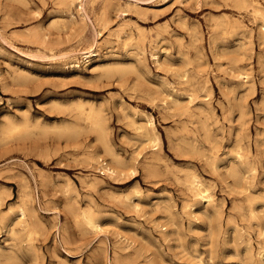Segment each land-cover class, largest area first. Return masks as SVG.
<instances>
[{
	"label": "rangeland",
	"instance_id": "obj_1",
	"mask_svg": "<svg viewBox=\"0 0 264 264\" xmlns=\"http://www.w3.org/2000/svg\"><path fill=\"white\" fill-rule=\"evenodd\" d=\"M238 1L0 0V129L30 127L0 144V264H264V0Z\"/></svg>",
	"mask_w": 264,
	"mask_h": 264
},
{
	"label": "bare ground",
	"instance_id": "obj_2",
	"mask_svg": "<svg viewBox=\"0 0 264 264\" xmlns=\"http://www.w3.org/2000/svg\"><path fill=\"white\" fill-rule=\"evenodd\" d=\"M62 1V0H61ZM68 4H69V6L72 8L73 6H75V3L77 2V4L78 5H80L79 6V10H78V12H79V15H80V17H81V19L83 20V21H87V19H89L90 18V16H89V10H90V7L92 6V4H93V0H65ZM119 1V0H118ZM137 1V0H136ZM238 1V0H237ZM63 2H64V0H63ZM79 2V3H78ZM105 2V1H104ZM133 2H134V0H133ZM132 2V3H133ZM236 2V1H235ZM238 2H240V1H238ZM134 3H137V2H134ZM241 3V2H240ZM248 3V2H247ZM131 4V3H130ZM237 4V3H236ZM250 4V3H249ZM256 4V3H255ZM110 5V4H109ZM120 5V4H119ZM126 5V4H125ZM239 5V4H238ZM242 5V4H241ZM246 5V4H245ZM248 5V4H247ZM253 5H254V3H253ZM127 6H128V4H127ZM131 6V5H130ZM129 6V7H130ZM134 5L132 4V7H133ZM249 6H251V5H249ZM257 6V5H256ZM105 7V6H104ZM116 7H117V5H116ZM136 7V6H135ZM137 7H139V6H137ZM142 7V6H141ZM246 7V6H245ZM254 8H255V6H253ZM253 8V9H254ZM149 9V8H148ZM256 9V8H255ZM261 10V9H260ZM102 11H103V9H102ZM258 11V10H257ZM105 11H103V13H104ZM260 13V12H259ZM103 16V15H102ZM227 16V15H226ZM70 17H71V19H73V16L72 15H70ZM104 17V16H103ZM103 17H102V19H103ZM105 17H106V15H105ZM263 18H264V14H263ZM235 19V18H234ZM68 20V19H67ZM220 20V19H219ZM101 21V20H100ZM106 23L105 24H108L110 21H108V23H107V21L106 20H104ZM213 21V20H212ZM235 21H236V19H235ZM129 22V21H128ZM220 22V21H219ZM224 24V23H223ZM210 26V25H209ZM262 27H264V23H263V26ZM223 28H224V26H223ZM219 29V28H218ZM239 29V28H238ZM77 32V31H76ZM116 33V32H115ZM198 34V33H197ZM263 34H264V31H263ZM244 35V34H243ZM130 36V35H129ZM129 36H127V38L129 37ZM197 36V35H196ZM251 36V35H250ZM22 37V36H21ZM38 37V36H37ZM36 37V38H37ZM72 37H73V35H72ZM130 37H132V36H130ZM263 37H264V35H263ZM129 39V38H128ZM144 39V38H143ZM263 40V39H262ZM128 41V40H127ZM242 41H244V40H242ZM26 42H27V40H26ZM124 42V41H123ZM45 43V42H44ZM249 43H250V41H249ZM263 43H264V41H263ZM95 44V43H94ZM94 47V46H93ZM52 48V47H51ZM99 50H94V49H89V50H87V51H84V52H82L81 54L82 55H84V57H83V59H85V61H83L84 63H86V64H89L92 60H94L95 58H97L98 56H99V52H98ZM80 52V51H79ZM133 53V52H132ZM237 53H238V51H237ZM240 53V52H239ZM241 54V53H240ZM261 54V53H260ZM262 55V54H261ZM45 57V56H44ZM258 58H259V56H258ZM261 58V57H260ZM78 61H79V59H78ZM159 62V61H158ZM157 62V63H158ZM74 63H76V61L74 62ZM236 63V62H235ZM200 64V63H199ZM237 64H238V61H237ZM75 66V65H74ZM133 66V65H132ZM110 67V66H109ZM124 67V66H123ZM135 67V66H134ZM133 67V68H134ZM100 68V67H99ZM110 68H112V67H110ZM92 69V68H91ZM124 69V68H123ZM135 69V68H134ZM108 70H111V69H108ZM125 70V69H124ZM112 71V70H111ZM134 71V70H133ZM132 71V72H133ZM103 72V71H102ZM135 72H136V70H135ZM188 73V72H187ZM244 73V72H243ZM109 74V73H108ZM120 74H122V73H120ZM137 74V73H136ZM181 74H183V73H181ZM110 75H111V73H110ZM137 75H139V74H137ZM179 75H180V73H179ZM189 75V74H188ZM239 75H240V72H239ZM243 75V74H242ZM204 77V76H203ZM238 77V76H237ZM139 78H140V75H139ZM192 78H193V76H192ZM141 79H142V77H141ZM190 79V78H189ZM93 80V79H92ZM144 80V79H143ZM187 80V79H186ZM180 81V80H179ZM185 81V80H184ZM189 80H187V81H185L186 83L188 82ZM161 82V81H160ZM191 81H189V83H190ZM148 83V82H147ZM185 83V84H186ZM193 83V82H192ZM192 83H191V85H192ZM166 84V83H165ZM157 85V84H156ZM183 85V84H182ZM185 86V85H184ZM167 88V87H166ZM184 88V87H183ZM195 88V87H194ZM155 89H159V86H158V88L156 87ZM176 89V88H175ZM167 90V89H166ZM187 91V90H186ZM244 91V90H243ZM188 92H190V91H188ZM197 92V91H196ZM246 93H247V90H246ZM194 94V93H193ZM243 94V93H242ZM165 95V94H164ZM195 95H197V93H195ZM239 95V94H238ZM264 95V94H263ZM242 96V95H241ZM159 97V96H158ZM196 97V96H195ZM161 98V97H160ZM196 99V98H195ZM192 100H193V96H192ZM235 100V99H234ZM88 101V100H87ZM160 101V100H159ZM162 102V101H161ZM179 102V101H178ZM238 102V101H237ZM263 102V101H262ZM83 103V102H82ZM164 103V102H163ZM171 103H172V100H171ZM162 104V103H161ZM160 104V105H161ZM174 104V103H173ZM242 104H244V103H242ZM81 105V104H80ZM163 105V104H162ZM62 106V105H61ZM69 106V105H68ZM177 106V105H176ZM175 106V107H176ZM100 107V106H99ZM166 107V106H165ZM181 107V106H180ZM236 107V106H235ZM101 108V107H100ZM198 108V107H197ZM203 108V107H202ZM242 108V107H241ZM80 109V108H79ZM82 109V108H81ZM81 109H80V111H81ZM85 109V108H84ZM92 109H93V106H92ZM166 109V108H165ZM168 109V108H167ZM199 109V108H198ZM91 110V109H90ZM191 110V109H190ZM202 110V109H201ZM246 110V109H245ZM70 111V110H69ZM72 111H77V110H72ZM71 111V112H72ZM88 111V110H87ZM101 111V112H100ZM99 112L98 111H94V110H91L90 111V113H88L87 114V120L90 122V127H92V128H89V130L91 129H93L94 130V132H96L97 133V137H98V140L100 141V143H101V146H102V148H103V150H104V152L110 157L109 159H110V161H109V163L108 162H106V163H104L103 162V160L102 159H100V157L99 156H96V155H94V154H92V155H90L88 158H90V160H92L93 162H95V163H100V162H103V164L105 165V167H103L104 168V170L110 175V176H115V175H121L122 173H123V170L125 169V168H129L130 167V162H128V160L127 161H125V160H123L121 157H120V154L118 155L115 151H114V149H113V146H112V144L110 143V140H109V137H108V130H107V126H106V124L104 123V121H103V118H101V114H102V110H100ZM192 111V110H191ZM196 111V110H195ZM243 111L244 110H242V113H240V118L242 119V114H243V116H244V113H243ZM89 112V111H88ZM186 112H187V109H186ZM193 112V111H192ZM202 112H204V110L202 111ZM85 113V112H84ZM83 113V114H84ZM101 113V114H100ZM104 113V112H103ZM191 113V112H190ZM145 114V113H144ZM203 115L204 114H207L206 112L205 113H202ZM194 115H195V113H193V117H194ZM78 116L80 117V115L78 114ZM77 116V117H78ZM173 116V115H172ZM206 116V115H205ZM83 117V116H82ZM82 117H80V118H82ZM196 117H198L197 116V114H196ZM83 118H85V117H83ZM240 119V120H241ZM9 121V120H8ZM7 121V122H8ZM24 121H26V120H24ZM80 121V120H79ZM29 122V121H28ZM131 122H132V124H133V122L134 121H132V118H131ZM130 122V123H131ZM39 123V122H38ZM25 124V123H24ZM28 124H31V123H28ZM36 124H37V122H36ZM135 124V127H136V129L137 130H139L140 131V135L143 137V138H145V140H146V142H148V143H150L151 144V146H152V148H153V150H154V152H161V150H162V145H163V143H162V140H161V138H160V136H159V134L157 133V131L155 130V128H154V125H153V122H152V120H150V119H145V122L143 123V124H141V125H138L137 123H134ZM65 126V125H64ZM74 126V125H73ZM43 127V126H42ZM52 127V126H51ZM60 127V126H59ZM203 127V126H202ZM29 129H30V127H28ZM28 128L27 127H25V126H20V125H17V124H15V123H13V122H9L6 126H4V127H2L1 129H0V144H1V142L4 140V139H8V138H12V137H14L15 135H19V134H22V133H24V132H26L27 130H28ZM36 128V127H35ZM40 128V127H39ZM46 128V127H45ZM55 128H56V126H55ZM213 128V127H212ZM33 129V128H32ZM44 129V128H43ZM48 129H49V127H48ZM52 129V128H51ZM50 129V130H51ZM54 129V128H53ZM78 129V128H77ZM184 129V128H183ZM202 129V128H201ZM208 128H206V130H207ZM56 130H57V132H55V133H58V131H62V132H64V133H68V134H72V135H75V133H76V135H77V130H76V128H73V127H69V126H67L66 125V127H63L62 126V128H56ZM33 131V130H32ZM40 131V130H39ZM41 131H42V128H41ZM44 131H45V129H44ZM87 131V130H86ZM213 131V130H212ZM209 132H211L210 131V129H209ZM214 132V131H213ZM27 133V132H26ZM25 133V134H26ZM41 133V132H40ZM182 133V132H181ZM239 133V132H238ZM28 134H29V131H28ZM36 134H37V132H36ZM58 134H56V136H57ZM61 135V134H60ZM64 135V134H63ZM67 136H69V135H67ZM239 136V135H238ZM76 137V136H75ZM210 138V137H209ZM14 139V138H13ZM241 138H239V140H240ZM189 140V139H188ZM209 140V139H208ZM207 140V141H208ZM97 141V140H96ZM135 142H136V140H135ZM209 142V141H208ZM211 142H213L214 143V141L212 140ZM5 143V142H4ZM215 143H217V142H215ZM176 145V144H175ZM212 145V144H211ZM215 145V147H214V149H212V150H215V148H217V145L216 144H214ZM144 146H146V145H144ZM244 147V146H243ZM242 150H243V148H242ZM211 151V150H210ZM200 152V151H199ZM216 152V151H215ZM215 152H213V153H215ZM220 152V151H219ZM242 152V151H241ZM253 152V151H252ZM190 153V152H189ZM198 153V152H197ZM205 153V152H204ZM236 153V152H235ZM90 154V153H89ZM213 155H215V154H213ZM207 157V156H206ZM209 157V156H208ZM242 158V157H241ZM244 158V157H243ZM135 159V158H134ZM253 159V158H252ZM212 160V159H211ZM208 161V160H207ZM229 161V160H228ZM212 162L213 161H211V164H212ZM209 163V162H208ZM230 163H231V161H230ZM145 164V163H144ZM253 166V165H252ZM133 167V166H132ZM214 167V166H213ZM233 168H232V170H231V174L234 176V177H236L235 179H240V172H239V170H238V168H237V166H232ZM226 169H229V168H226ZM213 170H214V168H213ZM254 170V169H253ZM133 171H134V169H133ZM250 172V171H249ZM252 172V171H251ZM153 173H155V172H153ZM254 174V173H253ZM228 176H230V175H228ZM197 178V177H196ZM254 178V177H253ZM242 179V178H241ZM200 181H201V179H200ZM200 181H198L197 179H194V181L193 182H191L192 183V187L191 188H193L196 192H197V194L198 195H201V197H203V198H206V200H207V202H209L210 201V199H211V195H203L202 196V194H204L205 192H206V190H203L201 187H202V183L200 182ZM243 181V180H242ZM237 182V181H236ZM244 182V181H243ZM233 183V182H232ZM240 183H241V181H240ZM237 184H238V182H237ZM189 185V184H188ZM243 185V184H242ZM191 186V185H190ZM242 187V186H241ZM240 187V188H241ZM245 187V186H244ZM255 188V187H254ZM253 188V189H254ZM193 189H192V193H193ZM250 190V189H249ZM249 190H248V192H249ZM246 192H247V190H246ZM254 193V192H253ZM206 194V193H205ZM214 195V194H213ZM242 195V194H241ZM264 197V196H263ZM255 198H256V196H255ZM254 198V199H255ZM259 198V197H258ZM261 198V197H260ZM246 199V198H245ZM244 201V200H243ZM198 202V201H197ZM206 202V203H207ZM211 203H213L212 201H210ZM250 203H251V201H250ZM75 204V203H74ZM205 204V203H204ZM206 205V204H205ZM213 205V204H212ZM212 205H211V207H212ZM215 205V204H214ZM236 205V204H235ZM204 206V205H203ZM77 208V207H76ZM75 208V209H76ZM158 208V207H157ZM214 208V207H213ZM239 208H240V206H239ZM159 209V208H158ZM220 209V208H219ZM222 209V208H221ZM243 209V208H242ZM204 210V209H203ZM251 210H252V206H251ZM72 211V210H71ZM218 211V210H217ZM253 211V210H252ZM198 212V211H197ZM219 212V211H218ZM254 213V212H253ZM20 214H21V218L22 217H25V211L24 210H21V212H20ZM222 214V213H221ZM78 215V214H77ZM94 215V214H93ZM93 215H92V213H91V215L90 214H88V215H85L84 216V219H85V224L86 225H88L89 227H91V228H93V229H97L99 226L97 225V223H96V221L94 220V218H93ZM219 215V214H218ZM34 218V217H33ZM75 218V217H74ZM245 218V217H244ZM12 219V218H11ZM23 219V218H22ZM231 219V218H230ZM251 219V218H250ZM210 220V219H209ZM77 221V220H76ZM235 221V220H234ZM14 223V222H13ZM26 223V222H25ZM14 225V224H13ZM29 227V226H28ZM210 227H212V226H210ZM11 228H13V227H11ZM100 228V227H99ZM258 228H260V227H258ZM212 229H213V227H212ZM19 230V229H18ZM29 230V229H28ZM30 231V230H29ZM33 231V230H32ZM13 233H14V230L12 231ZM260 233H261V231H259ZM264 232V231H263ZM29 233V232H28ZM259 233V234H260ZM263 235V234H262ZM15 236V235H14ZM27 236V235H26ZM257 236V235H256ZM264 236V235H263ZM66 241V240H65ZM264 241V240H263ZM251 248V247H250ZM34 249H36V248H34ZM252 250V249H251ZM8 253V252H7ZM14 253V252H13ZM15 254V253H14ZM254 254V253H253ZM258 254V253H257ZM4 255V254H3ZM16 255V254H15ZM8 256V255H7ZM253 256V255H252ZM258 256V255H257ZM6 258V257H5ZM8 258V257H7ZM14 258V257H13ZM262 258H263V256H262ZM2 259V258H1ZM9 259H11V257L9 258ZM254 258H252V260H253ZM119 260V259H118ZM115 261V260H114ZM256 261V260H255ZM262 262H263V260H262ZM256 263V262H255Z\"/></svg>",
	"mask_w": 264,
	"mask_h": 264
}]
</instances>
